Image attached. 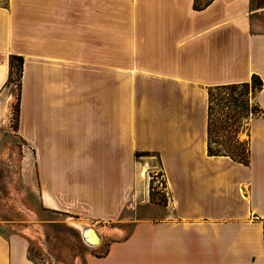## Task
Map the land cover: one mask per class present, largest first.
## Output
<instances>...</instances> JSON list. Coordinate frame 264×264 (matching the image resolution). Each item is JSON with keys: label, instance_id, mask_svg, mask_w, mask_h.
<instances>
[{"label": "crops", "instance_id": "obj_1", "mask_svg": "<svg viewBox=\"0 0 264 264\" xmlns=\"http://www.w3.org/2000/svg\"><path fill=\"white\" fill-rule=\"evenodd\" d=\"M194 2L0 5V127L19 71L17 133L42 207L110 234L132 227L82 264H264V116L245 135L249 165L208 152L209 89L258 76L264 110V9ZM149 169L169 193L161 219L138 213ZM29 249L0 230V264H39Z\"/></svg>", "mask_w": 264, "mask_h": 264}, {"label": "rangeland", "instance_id": "obj_2", "mask_svg": "<svg viewBox=\"0 0 264 264\" xmlns=\"http://www.w3.org/2000/svg\"><path fill=\"white\" fill-rule=\"evenodd\" d=\"M8 0H0V5L7 6ZM254 7L264 9V0H253ZM256 28L264 31V13L257 15ZM20 73L13 74L14 99L9 105L6 118L0 127V230L3 233L19 232L29 238V256L39 264H82L85 253L91 247L82 238V230L75 223L82 220L65 215L54 214L44 209L40 203L35 180L34 162L31 152L17 133L18 100ZM258 82H250L248 87L229 91L235 104L247 98L250 104L257 101ZM213 94L209 89V98ZM217 94L214 93V100ZM215 105V111L223 114L238 110L233 106L229 111ZM258 116H250L247 122ZM249 123L239 134L240 140H247ZM145 204L139 216L161 219L166 215L169 205V193L166 189L163 173L159 169H149L145 177ZM143 206V205H142ZM145 211V213H143ZM101 235L115 239L128 235L126 232H111L108 226H98ZM112 235V236H110ZM109 240V239H107Z\"/></svg>", "mask_w": 264, "mask_h": 264}, {"label": "trees", "instance_id": "obj_3", "mask_svg": "<svg viewBox=\"0 0 264 264\" xmlns=\"http://www.w3.org/2000/svg\"><path fill=\"white\" fill-rule=\"evenodd\" d=\"M214 0H195L194 8L202 10L208 7ZM22 60V59H21ZM258 82V94L263 88V82L258 76H253L252 82ZM249 83L223 85L212 88L213 94L209 98L208 108V152L211 156H227L235 161H239L244 165H249L250 142L240 140L239 134L242 132L247 120L250 116H264V110L260 107L258 101L250 104L247 98L244 102L235 104L230 98L229 91L240 87H248ZM20 87V85H19ZM214 93L217 94L214 100ZM20 103V95L18 104ZM215 105L221 106L222 111H229L233 106L238 110H230L229 112L220 114L215 111ZM19 113V106H18Z\"/></svg>", "mask_w": 264, "mask_h": 264}, {"label": "bare ground", "instance_id": "obj_4", "mask_svg": "<svg viewBox=\"0 0 264 264\" xmlns=\"http://www.w3.org/2000/svg\"><path fill=\"white\" fill-rule=\"evenodd\" d=\"M78 228L82 230V228L88 227L90 230L87 232V238L89 241L93 244H97L100 241L99 234H101L100 230L98 228L92 227L90 225L87 226V223L85 222H77L75 223ZM83 232V230H82Z\"/></svg>", "mask_w": 264, "mask_h": 264}, {"label": "water", "instance_id": "obj_5", "mask_svg": "<svg viewBox=\"0 0 264 264\" xmlns=\"http://www.w3.org/2000/svg\"><path fill=\"white\" fill-rule=\"evenodd\" d=\"M88 230H90L88 227H85L83 232H82V238L83 240L85 241V243L91 247H96L98 246L101 242H102V235L99 234V237H100V241L97 243V244H93L89 241V239L87 238V232Z\"/></svg>", "mask_w": 264, "mask_h": 264}]
</instances>
